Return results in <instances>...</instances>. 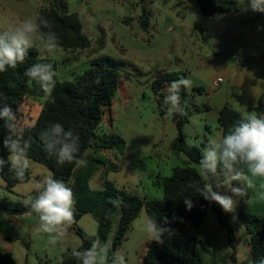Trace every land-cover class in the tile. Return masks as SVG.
<instances>
[{"label": "rangeland", "instance_id": "374dc122", "mask_svg": "<svg viewBox=\"0 0 264 264\" xmlns=\"http://www.w3.org/2000/svg\"><path fill=\"white\" fill-rule=\"evenodd\" d=\"M66 1L70 11L79 14L82 30L92 45L84 51H64L58 46L49 52L37 40L33 48L39 55L57 63L56 80H74L101 56L124 63L118 94L97 130L98 139L119 136L124 144L114 150L89 151L104 165L87 182V191L95 195L109 183L128 195L162 200L163 190L154 186V182L157 177H170L172 170L183 165L187 157L172 150L179 133L172 116L161 115L152 82L165 72L182 73L190 81L189 96L183 108L184 114L190 117L184 126L185 145L204 152L210 139H219L222 135L213 112L206 111L209 103L214 104V100L207 98L213 80L224 78L221 86L228 87L244 66L241 59L248 60L251 70H259L264 65V13L253 12L248 6L249 0H236L237 12L212 16L205 30L196 32L194 23L200 5L195 0ZM53 2L55 0H0V31L18 26L25 18H35L39 9L50 7ZM143 9L149 13L147 29H143L139 21ZM229 71L232 73L230 79L226 78ZM46 99L45 94L27 99L22 109L24 125L35 123ZM229 105L233 107V103ZM28 159L31 180L17 184L11 193L0 177V201L4 197L13 202L24 201L38 191L37 185L45 176H52L50 170ZM259 181L264 183V179ZM222 194L236 201L232 212L222 210L229 215V224L235 231L237 264H253L247 232L239 218L240 200L224 187ZM256 199L244 211L263 216L264 208ZM19 219L16 216L11 220L10 215L0 211V245L9 246L7 232L17 234L13 235V244L9 247L16 264H59L61 250L70 248L73 251L81 245V239L72 231L52 244L48 234L38 232L37 228ZM147 219L142 209L129 233V241L125 242L124 250L129 252L131 264L137 263L148 241L144 231ZM95 220L89 214L77 226L92 237L91 227H95ZM117 226L116 219L111 237ZM225 232L211 207L199 231V264H232Z\"/></svg>", "mask_w": 264, "mask_h": 264}, {"label": "trees", "instance_id": "16d2710c", "mask_svg": "<svg viewBox=\"0 0 264 264\" xmlns=\"http://www.w3.org/2000/svg\"><path fill=\"white\" fill-rule=\"evenodd\" d=\"M200 5L195 17L196 32H203L212 16L227 13H235L239 9L236 0H195ZM69 2L55 0L50 7L39 9L37 16L47 19L51 28H42L56 33L58 46L64 51L86 50L92 43L82 30V21L77 12H71ZM143 29L149 28V13L143 9L139 19ZM36 63H50L57 69V63L49 58H42L35 48L29 49L24 62L18 63L16 68H8L0 72V105L8 104L13 109L17 119V133L14 138L21 137V142L28 141L30 147L27 156L36 163L51 171L52 177L63 180L72 188L75 195V216L73 225H78L80 219L88 214L93 215L98 223L95 236L89 237L80 229H75L81 239V245L75 250H85L91 247V243L97 237L100 241L108 242L111 229L117 219L118 226L114 232L115 247L122 245L127 232L133 222L145 209L147 217L159 221L167 217L171 222L170 227L175 230L171 236H165L163 243L152 240L147 251L143 255L144 264H199V231L204 225L208 209L212 207L219 223L226 230V238L231 249L230 259L232 264H237L236 237L234 228L229 224V215L215 202L205 200L199 196L198 188L206 182L200 175L198 167L202 157L199 148H187L185 145L186 134L184 126L190 117L184 114L183 108L187 103V87L180 88V107L182 111L173 113L171 120L178 130V137L172 144L174 153L184 154L187 160L183 165L175 167L169 177H157L154 186L162 188L164 197L162 200H147L135 195H128L117 190L112 184H107L103 191L91 195L87 191L86 184L95 172L104 164L89 154V151L114 150L124 144L119 136L98 139L97 130L100 128L104 116L112 108L113 101L121 86V77L124 63L110 57L101 56L92 61V67L78 75L72 81L60 82L56 80L51 98H47L33 125L23 124L22 109L27 99L40 98L44 92L33 82L31 86L25 76V70ZM185 79L182 73L165 72L158 75L152 82V92L161 108V115L167 113V105L164 97L167 88L173 81ZM208 108V107H207ZM258 115L264 116V101L259 100L255 109ZM243 114L229 104H226L220 112L218 126L222 136L236 124ZM61 124L65 131L71 130L78 137V157H83L87 163L77 167L74 163L60 164L55 154H49L45 147L42 133L52 124ZM10 133L0 120V158L4 164L0 166V173L5 181L6 190L13 192L17 184H23L31 180L32 174L28 168L23 181L18 180L10 170L8 162L9 152L4 148L2 141ZM92 152V153H93ZM246 171V170H245ZM222 177H212L211 182H222ZM241 187L245 190L244 197L240 200L239 218L244 224L248 243L252 251L253 264H264V215L247 214L244 210L250 200V193L245 189L244 182L236 181L233 187ZM222 194L223 187L216 189ZM33 192L31 196H35ZM191 201V207L186 204ZM0 211L11 216H21L32 213L26 207L24 201L13 202L4 197L0 201ZM36 215L35 213H33ZM73 250V251H75ZM73 251L63 253L61 264H78L73 257ZM0 264H16L13 255L8 250L0 249Z\"/></svg>", "mask_w": 264, "mask_h": 264}, {"label": "clouds", "instance_id": "9594fccd", "mask_svg": "<svg viewBox=\"0 0 264 264\" xmlns=\"http://www.w3.org/2000/svg\"><path fill=\"white\" fill-rule=\"evenodd\" d=\"M248 6L253 12L264 13V0H249ZM42 28H51L49 21L43 17H29L22 20L18 26L0 31V72L8 68H16L24 59L36 41L43 49L51 52L58 47V37L55 32L42 31ZM25 76L31 86L35 82L44 92L46 98H51L56 85L58 72L50 63H36L25 70ZM190 81L182 79L173 81L167 88L164 104L167 105L168 115L182 111L180 107V88L188 87ZM16 115L8 104L0 105V120H3L9 135L2 141L4 148L9 152L8 162L10 170L18 180L23 181L26 170L30 166L27 150L28 141L21 142V137L14 138L17 133ZM45 147L49 154H55L60 164L74 163L77 167L86 165L87 161L78 157V137L71 130L55 123L42 133ZM4 159L0 158V166ZM200 175L206 181L198 188L199 196L205 200L217 203L225 212H232L236 201L232 196L221 194L216 189L227 188L234 196L244 197L246 192L241 187H233L236 181L246 183L247 188H254V178H264V116L255 111L247 112L233 125L227 134L221 138H212L208 141L198 165ZM246 170V171H245ZM222 177V182L215 185L212 177ZM261 187H264L262 185ZM37 194L29 195L24 204L35 213L39 220L37 231L49 235V241L55 244L63 237L75 216V195L71 187L63 180L52 176H45L37 185ZM264 198V197H262ZM191 207V201L186 200ZM167 217L159 221L149 217L145 224V234L148 241L154 240L163 243V238L171 236L175 230L170 227ZM110 242H101L97 237L91 247L85 250L73 251V257L78 264H108ZM111 264H126L124 255L117 250L112 255Z\"/></svg>", "mask_w": 264, "mask_h": 264}, {"label": "crops", "instance_id": "0c3cea01", "mask_svg": "<svg viewBox=\"0 0 264 264\" xmlns=\"http://www.w3.org/2000/svg\"><path fill=\"white\" fill-rule=\"evenodd\" d=\"M241 61H242V64L244 66H243L242 70L238 71L237 75L233 77V82H230L228 87L221 86V84H223L225 82L224 78H221V77L215 78V80H213L212 90H210V92L207 94V98L210 101L214 100V104L209 103L207 105L208 108H206L207 109L206 111L208 114L213 112L214 118L216 121L219 120L220 112L226 104L233 103V107L235 109H237L239 112H241L244 116L247 112L255 111L260 99H262L264 101V65L259 70H251V69H249V62L247 59H241ZM231 75H232V73L229 71L228 74L226 75L227 76L226 78L230 79L229 76H231ZM215 81H220V85L218 87H216L214 85ZM231 88H233L232 91H231ZM219 130H220V128H219ZM221 137H222V135H221ZM206 147H207V145H205V148ZM0 177H2V175ZM259 179H264V178H254V184H255L254 188H247L246 183L244 182L245 189L250 193V196H251L250 200L248 201V203L246 205V208L249 206V204L252 202V200L255 197L257 198L256 199L257 203L260 204L264 208V198H262V197H264V187H261L262 185H264V183L260 182ZM4 183H5V181H4ZM85 216H87V215H85ZM85 216H83V217H85ZM14 217H16V216H11V220H14ZM18 217H20L19 221H22V223H24V224H29L30 226H33L35 228H37L39 225L38 217L36 215H34L33 213L24 214V215H21ZM83 217L80 219L79 223L82 221ZM135 221L133 222L132 227L127 232L126 238L123 241L122 245H120L118 248L115 247L114 235L112 237L111 236L109 237L108 242H110L111 247L109 248V251H108V264H111L112 255L117 250H119L124 255L126 264H131L129 261V257H128L129 252H127V251L125 252V250H124L125 246L124 245H125V242L127 240L129 241V233H130L131 229L134 228ZM13 224H10V226H12ZM94 225H95V227L94 226L91 227L92 228L91 230L93 232L92 237L95 236V234L97 232L98 223L96 222V224H94ZM76 228L80 229L77 225L71 224V226L68 229L66 234H68L70 231L75 232ZM14 234H16V233L10 232V231L6 233V239L9 242L8 247H6L4 245L3 246L0 245V249L8 250L9 252L12 253V255H13V252L10 250L9 247H11L13 244V239H14L13 235ZM70 240H71V238L68 237V241H70ZM151 242H152V240L144 243L143 251H140L136 264H144L143 263V255H144L145 251H147L148 246L150 245ZM67 251H70V248H67L66 250L60 251L59 264H61V257L63 255V253H65Z\"/></svg>", "mask_w": 264, "mask_h": 264}, {"label": "built area", "instance_id": "2783aa9c", "mask_svg": "<svg viewBox=\"0 0 264 264\" xmlns=\"http://www.w3.org/2000/svg\"><path fill=\"white\" fill-rule=\"evenodd\" d=\"M214 85H215L216 87H218V86L220 85V81H215V82H214Z\"/></svg>", "mask_w": 264, "mask_h": 264}]
</instances>
